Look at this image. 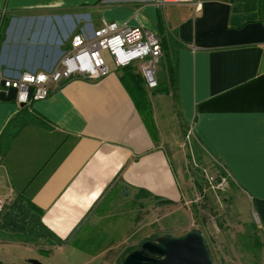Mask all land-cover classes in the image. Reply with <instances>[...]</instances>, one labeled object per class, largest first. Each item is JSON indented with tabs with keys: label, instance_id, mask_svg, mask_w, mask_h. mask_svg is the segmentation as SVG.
<instances>
[{
	"label": "crops",
	"instance_id": "0c3cea01",
	"mask_svg": "<svg viewBox=\"0 0 264 264\" xmlns=\"http://www.w3.org/2000/svg\"><path fill=\"white\" fill-rule=\"evenodd\" d=\"M155 1L0 0V70H50L84 26L115 23L156 34L164 78L156 81L159 93L147 96L169 95L177 125L180 120L200 151L223 167L264 238V8L258 11L253 1H207L196 12L191 5ZM135 69L140 73L139 65ZM124 73L109 67L101 80L63 82L44 100L25 105L17 104L15 90H0L3 211L22 198L62 241L58 247L97 238L98 244L100 222L119 209L110 196L132 201L130 229L138 231L184 201L186 181H178L172 166L171 143L148 97L146 109H139L130 92L135 84L124 81ZM103 239L101 251L110 250L114 242Z\"/></svg>",
	"mask_w": 264,
	"mask_h": 264
},
{
	"label": "rangeland",
	"instance_id": "374dc122",
	"mask_svg": "<svg viewBox=\"0 0 264 264\" xmlns=\"http://www.w3.org/2000/svg\"><path fill=\"white\" fill-rule=\"evenodd\" d=\"M104 58L108 67H113L110 58L107 55ZM130 67L138 68V63L134 61ZM163 78V67L157 64V83ZM144 90L145 98L156 89L144 87ZM148 100L163 138L171 143L167 152L178 181L182 178L186 181L183 185L180 182L184 193L181 206L176 211L175 208L163 209L158 213L161 219L157 225L147 224L144 230L138 231V227L130 229L136 218V212L129 213L132 201L129 198L121 199V196H110L109 199L120 203L115 205L119 209L112 217L100 222L104 227L102 237L114 242L110 247L114 253L109 259L108 255L105 257L107 250L101 251L107 242L105 240L103 244L102 237L98 244L97 238L93 242L95 244H77L72 241L67 246L58 247L60 245L48 239L31 238L22 229V233L18 234L2 228L0 222L2 264H26L29 259L41 264H120L126 256L124 254L129 249H138L139 244L154 241L158 237L179 236L188 230H198L204 235L215 264H264V238L248 203L235 195L234 184L223 167L210 155L200 151L180 120L179 126L177 125L176 107L172 108L169 95L157 94L149 96ZM218 183H221L220 187H217ZM28 221L24 223L27 224ZM106 233L109 234L108 237Z\"/></svg>",
	"mask_w": 264,
	"mask_h": 264
},
{
	"label": "built area",
	"instance_id": "2783aa9c",
	"mask_svg": "<svg viewBox=\"0 0 264 264\" xmlns=\"http://www.w3.org/2000/svg\"><path fill=\"white\" fill-rule=\"evenodd\" d=\"M232 2L259 0H156L158 6L191 5L195 11L204 2ZM264 1V0H261ZM68 48L57 64L45 72L23 71L7 74L0 70V90H15L19 105L44 100L51 87L76 78L95 82L109 74L104 55H107L116 69L137 62L147 88L157 87L156 65L161 57V43L158 36L139 27H121L115 23H103L98 29L88 30L86 26L71 34ZM220 187L221 183H218ZM6 202L0 199V214Z\"/></svg>",
	"mask_w": 264,
	"mask_h": 264
},
{
	"label": "water",
	"instance_id": "95a60500",
	"mask_svg": "<svg viewBox=\"0 0 264 264\" xmlns=\"http://www.w3.org/2000/svg\"><path fill=\"white\" fill-rule=\"evenodd\" d=\"M27 264H41L29 259ZM120 264H215L206 238L198 230L179 236H165L145 241L125 256Z\"/></svg>",
	"mask_w": 264,
	"mask_h": 264
},
{
	"label": "trees",
	"instance_id": "16d2710c",
	"mask_svg": "<svg viewBox=\"0 0 264 264\" xmlns=\"http://www.w3.org/2000/svg\"><path fill=\"white\" fill-rule=\"evenodd\" d=\"M251 2V1H248ZM255 6L257 7L258 11L264 8V1H253ZM171 65L169 66V68L167 69V81L169 82V87H173L174 83V68H172V61L170 63ZM124 73L125 78H123V80L125 81L130 80V82L132 81L135 85L131 86L130 88V92L133 93L135 99H136V103L137 106L139 107L140 110H144L146 109V106H144L143 104V99H144V90L141 87L142 86V78L139 72H136L135 68H132L129 66L120 68ZM138 71V70H137ZM160 90H154L152 93H159ZM173 91V90H172ZM164 92L166 93H170L169 91L164 90ZM174 95V91L172 92ZM146 114L149 116V109L147 108ZM29 205L26 204L24 202V200L22 198H16L7 208V210L3 213V215L1 216L0 222H1V227L5 228L9 231H14L17 232L18 234L22 233L23 231L28 232L29 236L35 239H50V238H54V242H56V244L58 245H62V241L55 239V236H53V234H51V232H49V230L44 227L41 224L40 221V214L36 209H31L30 207H28ZM26 220H29L27 222V224H25L24 222ZM16 228V229H15ZM22 229V230H21ZM141 244H139L137 247H139ZM136 247V248H137ZM133 249H129L125 254L127 255L128 253H130ZM114 253L113 249L108 250L106 252L105 257L107 256V258L109 259L111 256H113L112 254ZM122 261V259H121ZM120 261V262H121ZM0 264H2L0 262ZM27 264V263H26Z\"/></svg>",
	"mask_w": 264,
	"mask_h": 264
}]
</instances>
